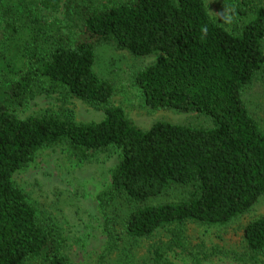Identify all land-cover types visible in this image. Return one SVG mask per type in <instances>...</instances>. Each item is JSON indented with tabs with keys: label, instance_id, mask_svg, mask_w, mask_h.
Returning a JSON list of instances; mask_svg holds the SVG:
<instances>
[{
	"label": "trees",
	"instance_id": "16d2710c",
	"mask_svg": "<svg viewBox=\"0 0 264 264\" xmlns=\"http://www.w3.org/2000/svg\"><path fill=\"white\" fill-rule=\"evenodd\" d=\"M224 7L230 28L206 0H0V264H78L59 224L15 177L44 148L64 147L77 164L117 155L98 200L107 252L130 255L125 264L136 263V243L158 232L181 242L186 224L228 226L259 202L264 129L244 90L264 76V0ZM106 43L152 58L135 75L147 106L196 112L211 125L135 124L96 70ZM40 94L84 101L102 118L15 112ZM173 186L186 196L150 203ZM242 246L238 261L264 264V217L245 225ZM147 257L141 264L163 262L158 247ZM93 264H108L107 256Z\"/></svg>",
	"mask_w": 264,
	"mask_h": 264
},
{
	"label": "rangeland",
	"instance_id": "374dc122",
	"mask_svg": "<svg viewBox=\"0 0 264 264\" xmlns=\"http://www.w3.org/2000/svg\"><path fill=\"white\" fill-rule=\"evenodd\" d=\"M213 18L230 28V18L224 7L225 0H206ZM60 18L63 13L57 14ZM152 58H138L112 44L98 46L96 70L114 86L113 103L123 107L127 116L138 126L147 129L155 122L165 121L183 125L209 126L211 120L196 112L175 109H151L146 105L136 84L135 75ZM246 105L264 129V76H258L244 90ZM55 111L74 116L80 122L100 120L102 111L84 101L71 99L63 103L56 95H37L25 106L15 109L22 117ZM64 147L41 150L35 160L16 174L31 202L43 215L52 217L67 240L69 255L78 264H93L107 256L108 264H125L130 255L109 254L108 238L104 233L103 214L98 196L110 182V171L117 164V155L99 154L91 162H72ZM187 189L173 186L150 203L179 201ZM264 217V196L245 215L224 227H206L186 224L181 242L176 233L158 232L136 243L133 253L136 263L148 258V252L161 248L162 264H246L238 261L235 253L241 252L243 229L254 219ZM129 244H125V247ZM124 248V247H123ZM135 263V264H136ZM250 264V263H247Z\"/></svg>",
	"mask_w": 264,
	"mask_h": 264
}]
</instances>
